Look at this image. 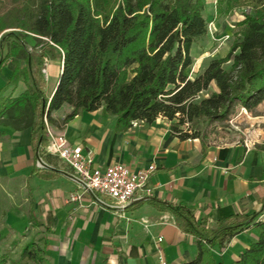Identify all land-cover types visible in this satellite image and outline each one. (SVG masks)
Instances as JSON below:
<instances>
[{
  "label": "trees",
  "instance_id": "1",
  "mask_svg": "<svg viewBox=\"0 0 264 264\" xmlns=\"http://www.w3.org/2000/svg\"><path fill=\"white\" fill-rule=\"evenodd\" d=\"M252 2L251 11L236 24L227 55L211 59L200 74L189 77L191 49L208 32L206 0H25L19 10L0 16V49L12 39L9 55L15 64L0 90V127L31 129L35 146H43L44 117L50 122L52 112L68 105L73 111L66 123L79 112L103 107L114 117L117 132L127 131L133 122L164 118L180 139H201L200 125L227 122L237 108L253 113L264 102V0ZM28 35L36 39L39 52L25 42ZM44 59L62 63L50 97L43 92ZM4 61L0 58V70ZM19 82L25 91L15 98L4 96ZM185 125L190 132L182 129ZM255 149L264 152V144ZM163 209L195 239L198 254L189 264H223L213 259V248L224 250L256 217L234 216L212 229L183 206ZM260 225L258 239L236 264H264V223ZM45 247L46 242L41 248L28 242L17 264H49Z\"/></svg>",
  "mask_w": 264,
  "mask_h": 264
},
{
  "label": "crops",
  "instance_id": "2",
  "mask_svg": "<svg viewBox=\"0 0 264 264\" xmlns=\"http://www.w3.org/2000/svg\"><path fill=\"white\" fill-rule=\"evenodd\" d=\"M27 45L39 52L36 44ZM9 48L7 43L0 49V58L5 60L0 90L15 68ZM17 62L25 66L23 60ZM61 67V60H48L43 84L46 97L52 95ZM25 89L19 82L15 88L9 86L4 96L15 98ZM72 111L64 105L51 113L43 146H35L31 129L17 132L0 127V197L15 201L17 224L39 230L49 264H161V259L165 264L191 263L198 254L195 239L182 231L179 219L164 205L183 206L212 229L234 216H256L224 250L213 248L212 257L218 263L236 264L258 239L264 215V152L255 145L182 140L164 118L117 132L114 117L103 107L79 112L64 123ZM48 131L81 146L96 167L123 164L137 171L154 165L150 194L137 195L124 207L88 191L81 200L68 201L71 193L80 191V184L59 158L46 152Z\"/></svg>",
  "mask_w": 264,
  "mask_h": 264
},
{
  "label": "rangeland",
  "instance_id": "3",
  "mask_svg": "<svg viewBox=\"0 0 264 264\" xmlns=\"http://www.w3.org/2000/svg\"><path fill=\"white\" fill-rule=\"evenodd\" d=\"M24 3L25 0H0V16L14 13L15 10L22 8ZM252 6V0H206L205 16L208 32L191 49L193 65L186 72L189 77L200 74L211 59L223 58L227 55L238 32L237 22L242 20V14L251 11ZM8 31L10 30L4 32ZM10 42L12 39L4 44ZM25 42L29 45L37 43L32 35H28ZM203 96L204 94H201V97ZM200 128H202L201 138L216 145L235 141L248 143L251 146L264 144V103L253 113H244L242 109L237 108L227 122L212 123L205 127L200 125ZM182 129L190 132L188 125L183 126ZM15 206L14 200H3L0 197V264L20 262V252L30 241L40 248L43 246L38 229L30 225L17 224ZM7 214L11 217L7 218Z\"/></svg>",
  "mask_w": 264,
  "mask_h": 264
},
{
  "label": "built area",
  "instance_id": "4",
  "mask_svg": "<svg viewBox=\"0 0 264 264\" xmlns=\"http://www.w3.org/2000/svg\"><path fill=\"white\" fill-rule=\"evenodd\" d=\"M47 64L48 60L44 59V74ZM44 124L47 125L45 117ZM138 124L139 122H133L131 128ZM46 152L59 158L72 171L80 184V191L71 193L68 201H79L88 191L108 198L116 207H124L137 195L148 196L151 192L148 182L156 169L154 165L137 171L123 164L105 168L96 167L89 152H85L81 146L69 144L63 134H53L50 131H48ZM260 221L264 223V215L260 217ZM158 241H161V238ZM160 262L165 264L162 259Z\"/></svg>",
  "mask_w": 264,
  "mask_h": 264
},
{
  "label": "water",
  "instance_id": "5",
  "mask_svg": "<svg viewBox=\"0 0 264 264\" xmlns=\"http://www.w3.org/2000/svg\"><path fill=\"white\" fill-rule=\"evenodd\" d=\"M37 160H38L39 164L43 166V163H42V161L40 160V158L38 157V154H37ZM139 201H140V200H138V202H139Z\"/></svg>",
  "mask_w": 264,
  "mask_h": 264
}]
</instances>
